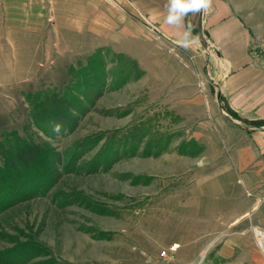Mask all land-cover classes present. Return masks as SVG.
<instances>
[{
	"label": "rangeland",
	"instance_id": "obj_1",
	"mask_svg": "<svg viewBox=\"0 0 264 264\" xmlns=\"http://www.w3.org/2000/svg\"><path fill=\"white\" fill-rule=\"evenodd\" d=\"M212 5L264 69V0ZM112 6L47 31L27 73L0 62V264H264L261 134L219 105L208 11L185 48Z\"/></svg>",
	"mask_w": 264,
	"mask_h": 264
},
{
	"label": "crops",
	"instance_id": "obj_2",
	"mask_svg": "<svg viewBox=\"0 0 264 264\" xmlns=\"http://www.w3.org/2000/svg\"><path fill=\"white\" fill-rule=\"evenodd\" d=\"M106 1L0 0V62L15 63L17 69L22 67L20 71L27 73L23 63L30 61L32 53L40 54L47 31L93 30L98 21L109 22L110 3L128 23L154 29L170 41L179 43L189 30L195 35L197 27L192 16L196 14L186 16L181 27L166 23L168 0H112L105 5ZM212 8L213 5L202 28L227 69L219 81V105L234 113L232 120L238 126L258 130L261 135L253 137L254 147L264 154V69L248 53L250 42L245 26L232 16L216 19L217 11ZM16 71L14 67L15 74L11 76H18ZM251 168L255 167L239 166L238 171L247 174Z\"/></svg>",
	"mask_w": 264,
	"mask_h": 264
},
{
	"label": "clouds",
	"instance_id": "obj_3",
	"mask_svg": "<svg viewBox=\"0 0 264 264\" xmlns=\"http://www.w3.org/2000/svg\"><path fill=\"white\" fill-rule=\"evenodd\" d=\"M213 0H168L166 23L181 27L184 18L189 14H204L211 7ZM198 37L193 36L192 32L185 31L179 43L185 47H191L198 43Z\"/></svg>",
	"mask_w": 264,
	"mask_h": 264
},
{
	"label": "built area",
	"instance_id": "obj_4",
	"mask_svg": "<svg viewBox=\"0 0 264 264\" xmlns=\"http://www.w3.org/2000/svg\"><path fill=\"white\" fill-rule=\"evenodd\" d=\"M251 232H252L256 246L258 247V249L261 251L262 255L264 256V228L257 226V225H252ZM175 250H176L175 247L171 248V251H175Z\"/></svg>",
	"mask_w": 264,
	"mask_h": 264
},
{
	"label": "bare ground",
	"instance_id": "obj_5",
	"mask_svg": "<svg viewBox=\"0 0 264 264\" xmlns=\"http://www.w3.org/2000/svg\"><path fill=\"white\" fill-rule=\"evenodd\" d=\"M179 247H180V245L179 244H176L175 248H179Z\"/></svg>",
	"mask_w": 264,
	"mask_h": 264
}]
</instances>
